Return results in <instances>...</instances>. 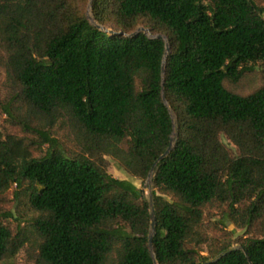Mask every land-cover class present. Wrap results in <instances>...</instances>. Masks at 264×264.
Segmentation results:
<instances>
[{"label":"trees","instance_id":"trees-1","mask_svg":"<svg viewBox=\"0 0 264 264\" xmlns=\"http://www.w3.org/2000/svg\"><path fill=\"white\" fill-rule=\"evenodd\" d=\"M89 2L0 0V109L26 134L0 131V198L16 185L34 212L28 235L0 211V263L26 247L34 264H264V86L240 95L224 84L257 64L264 73V6L93 0L111 34L91 23ZM140 23L169 40L165 74L164 39L117 34ZM174 131L152 177L153 257L148 201L105 156L146 180ZM213 211L222 231L244 229L238 247L230 232L208 234Z\"/></svg>","mask_w":264,"mask_h":264},{"label":"rangeland","instance_id":"rangeland-1","mask_svg":"<svg viewBox=\"0 0 264 264\" xmlns=\"http://www.w3.org/2000/svg\"><path fill=\"white\" fill-rule=\"evenodd\" d=\"M92 1L93 0H90L88 5L89 7L87 6V13L89 12V10L92 13V9L90 7V5L92 6ZM256 1L261 6H264V0H256ZM107 26L111 30H116V27L113 24H108ZM140 27L148 28L147 26L140 23L137 26L136 30ZM4 79H5L4 71L3 69L0 68V96H2L3 94L1 84L3 83ZM224 84L227 89H229L234 93L240 95L251 94L260 87L264 86L263 68L259 64H257L254 66L253 70L244 72L241 78L237 82H232L226 79L224 81ZM171 112L174 122L176 123V116L172 110ZM0 131L3 134H11L18 137L26 135L18 126H15L8 121L7 116L1 111V109H0ZM55 134L60 138V140H62V142L64 143L67 149H69L70 151L76 149V147H74V143L72 139L69 137V134L63 125H59L55 129ZM223 141L226 144H229L231 147H233V145L226 138H223ZM45 148L46 146L43 148V150H45ZM43 150H35L34 155L36 156L41 155ZM105 160L107 163V171L111 175H113L116 178L126 179L131 181L135 186H137L142 190L144 198L147 201L149 200L150 193L154 191L152 178L148 182L147 179L141 180L137 177L128 174L126 171L119 168L117 162L111 156H105ZM16 190H17L16 185H12L9 191L2 198H0V211L2 212L9 211L12 214V216L9 217V219L5 220V222L9 225L10 228H12L13 230H17L18 225L25 228L28 226V235H30L29 233L31 229L30 224L32 222V217L34 216V212L28 206L27 198L25 197L23 192L20 190L19 195L17 197L15 194ZM219 218L220 216L218 215L217 211H213L211 215L207 218L206 223L207 226L209 227L208 234L213 237H220V236H225L223 235L225 231L230 232L233 239L232 247H238L239 246L238 239L242 236H246L244 229L236 227L232 222H228L227 226L225 227V231H222V229H220L222 228V225L218 224ZM32 241H33V236H29V241L27 243L28 245L26 246H29L32 243ZM200 249L202 254L204 255L208 254L207 244L202 245ZM0 264H34V261L29 256L26 247H24L14 257L6 259L2 261Z\"/></svg>","mask_w":264,"mask_h":264},{"label":"water","instance_id":"water-1","mask_svg":"<svg viewBox=\"0 0 264 264\" xmlns=\"http://www.w3.org/2000/svg\"><path fill=\"white\" fill-rule=\"evenodd\" d=\"M90 7H91V5H90ZM88 18L91 21V23L93 25H95L96 27H98V28H100V29H102V30H104V31H106L108 33H111V34L116 33L113 30H111V29H109V28L97 23L95 18H94V16L90 12V10L88 12ZM140 33H145V34L149 35V37H151V38H162V39H164V41L166 43V50H165L164 62H163V74H165V72H166V61H167V58H168V54L171 51L170 43H169V40H168L166 35L153 34L150 31V29L145 28V27H140L135 32L130 33V34L126 33V32H117V34H120L122 36H128V37H133V36L139 35ZM164 100H165V102L167 104V100H166L165 95H164ZM176 137H177V132L174 131L172 136H171L170 144H169L167 150L155 161L154 165L152 166L151 171L149 173V176L147 178L148 182L151 180V178H152V176H153V174L155 172V168H156L157 164L161 160L166 158L171 153V151H172V149L174 147V144H175ZM148 209H149V214H150V230H149L148 239H149V247H150L151 253H152L153 257H154L153 239H154V236H155V233H156L157 218H156V212H155V207H154L153 192L150 193V198L148 200ZM155 264H158L156 262V260H155ZM205 264H208V263H205Z\"/></svg>","mask_w":264,"mask_h":264}]
</instances>
